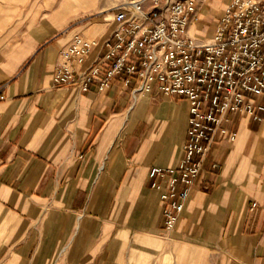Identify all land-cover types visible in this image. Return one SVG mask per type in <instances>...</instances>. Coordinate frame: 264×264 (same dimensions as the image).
Listing matches in <instances>:
<instances>
[{"label": "crops", "instance_id": "obj_1", "mask_svg": "<svg viewBox=\"0 0 264 264\" xmlns=\"http://www.w3.org/2000/svg\"><path fill=\"white\" fill-rule=\"evenodd\" d=\"M4 1L0 264H135L148 251L172 264H264V120L234 115L235 139L213 145L165 238L149 172L177 164L188 100L158 87L134 99L118 78L103 90L54 84L76 33H111L115 0ZM228 1L198 0L188 32L210 36Z\"/></svg>", "mask_w": 264, "mask_h": 264}, {"label": "built area", "instance_id": "obj_2", "mask_svg": "<svg viewBox=\"0 0 264 264\" xmlns=\"http://www.w3.org/2000/svg\"><path fill=\"white\" fill-rule=\"evenodd\" d=\"M197 2L120 1L112 9L111 33L102 40L76 33L60 51L52 77L55 85L82 90L96 80L103 90L118 78L134 99L158 87L188 100L177 164L154 165L149 172L151 186L160 190L167 231L173 230L213 145L225 137L235 139L234 115L264 120V0H229L210 36L188 32ZM97 45L99 55L85 69L75 70ZM4 97L0 87V99Z\"/></svg>", "mask_w": 264, "mask_h": 264}, {"label": "rangeland", "instance_id": "obj_3", "mask_svg": "<svg viewBox=\"0 0 264 264\" xmlns=\"http://www.w3.org/2000/svg\"><path fill=\"white\" fill-rule=\"evenodd\" d=\"M11 0H5L4 2L6 4L10 3ZM120 1L122 0H115V4L119 3ZM27 2V1H26ZM219 11V10H218ZM171 233H172V230H165L164 231V237L165 238H170L171 236ZM149 253H144L140 258H139V261L136 262L135 264H172L171 261H172V258L168 257L165 255L164 259L162 258V254L161 255H156L153 254L151 251H148Z\"/></svg>", "mask_w": 264, "mask_h": 264}]
</instances>
